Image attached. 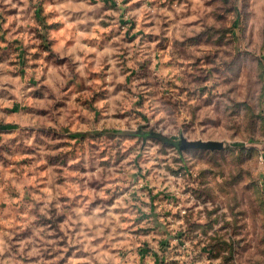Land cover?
Instances as JSON below:
<instances>
[{
  "label": "clouds",
  "instance_id": "obj_1",
  "mask_svg": "<svg viewBox=\"0 0 264 264\" xmlns=\"http://www.w3.org/2000/svg\"><path fill=\"white\" fill-rule=\"evenodd\" d=\"M9 122L0 264H264V0H0Z\"/></svg>",
  "mask_w": 264,
  "mask_h": 264
},
{
  "label": "rangeland",
  "instance_id": "obj_2",
  "mask_svg": "<svg viewBox=\"0 0 264 264\" xmlns=\"http://www.w3.org/2000/svg\"><path fill=\"white\" fill-rule=\"evenodd\" d=\"M18 12V10L16 9H12L10 10L9 15H16ZM37 15H39V11L37 12ZM215 19L217 21H224V26L223 28H217L215 29V32L220 33V40L216 41V46L217 47H223L224 46V41L227 40L229 33H231V35H235V32L232 31V29H234L236 27L235 24H233L231 26V28L228 27L227 25V21H226V17L223 16L222 13H218L217 16L215 17ZM123 23V21H122ZM196 21H189V26L195 25ZM52 27V26H50ZM211 31L210 29H206L204 30V32L200 33L199 36L196 37H189L190 41L194 42V46H203V45H210L212 43L211 41V37L207 36V33ZM207 36V38H205ZM38 39L44 40L43 36H38ZM148 39L151 40L152 36L149 35ZM159 46V45H158ZM51 47V44L49 42H44L41 43L39 45L40 51L39 52H34L33 53V60L36 61V63H34L32 65V67H38L39 66V61L41 59V54L42 53H48L49 48ZM52 55V53H49L47 56H44V59H48L50 56ZM23 56V54H22ZM23 59L21 60V63H23ZM62 59L60 61H58V63H62ZM31 83H35V81H31ZM40 93H37V96H39ZM18 106L10 108V109H5L6 112L8 113H13L15 111H17ZM44 110H41V112L43 113ZM16 127V125L14 123H3L0 124V135H5V134H9L11 131L14 130V128ZM42 135H44L47 139L51 140L53 142V146L58 150H62L64 148H69L71 146V144L75 141V142H80V137L78 135H68V136H61V135H57L55 134V129H51L49 128V130L46 133H42ZM53 159H58V158H53ZM27 159L22 160L21 163H27ZM52 160L50 159L49 163H51ZM166 199L168 198L167 196L165 197ZM180 236H182L183 234H178ZM167 244L166 241H161V246L164 247ZM148 249L147 246H145L144 249L141 250V256L143 257L144 255H146ZM203 251L208 253L209 259H213L215 258L214 256V251L215 248L212 245H207L205 246V248L203 249ZM156 264H160V260L159 258L156 261Z\"/></svg>",
  "mask_w": 264,
  "mask_h": 264
}]
</instances>
